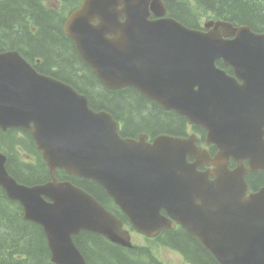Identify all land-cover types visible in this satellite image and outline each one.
Wrapping results in <instances>:
<instances>
[{
  "label": "water",
  "instance_id": "1",
  "mask_svg": "<svg viewBox=\"0 0 264 264\" xmlns=\"http://www.w3.org/2000/svg\"><path fill=\"white\" fill-rule=\"evenodd\" d=\"M165 1L176 0H83L63 31L108 88L131 86L203 126L214 156L194 135L125 138L110 111L19 51L0 52V128L28 130L51 177L19 182L0 151V186L42 227L55 264H87L74 240L81 231L133 245L124 221L59 169L100 184L142 234L179 223L220 264H264V186L247 196L245 179L264 169V32L224 19L191 28L167 15Z\"/></svg>",
  "mask_w": 264,
  "mask_h": 264
},
{
  "label": "trees",
  "instance_id": "2",
  "mask_svg": "<svg viewBox=\"0 0 264 264\" xmlns=\"http://www.w3.org/2000/svg\"><path fill=\"white\" fill-rule=\"evenodd\" d=\"M57 1L59 7L47 5L45 0H0V52L17 50L40 73L72 85L88 97L93 108L108 110L115 118L124 120L123 134L180 133L183 122H173L174 116L162 112L137 89L131 86L110 89L102 82L84 61L72 38L63 31L65 17L81 0ZM167 10L168 15L191 28H201L206 17L207 20L232 19L264 30V0H180L168 2ZM218 65L226 69L221 61ZM0 151L8 155L7 168L19 182L34 185L51 179L48 165L29 131L0 128ZM56 176L94 195L129 225L126 215L96 181L75 177L60 169ZM254 176L264 181V172ZM156 239L177 248L191 264H219L185 229L169 230ZM74 240L87 264H166L147 244L128 248L91 231H81ZM0 264H55L42 227L25 220L20 203L11 200L1 186Z\"/></svg>",
  "mask_w": 264,
  "mask_h": 264
},
{
  "label": "flooded vegetation",
  "instance_id": "3",
  "mask_svg": "<svg viewBox=\"0 0 264 264\" xmlns=\"http://www.w3.org/2000/svg\"><path fill=\"white\" fill-rule=\"evenodd\" d=\"M177 1H180V0H177ZM228 21L231 22L235 27L248 26V27H250V29L252 31H254L256 33H263L264 32V30L254 29L251 26V24H248V23H240V22H238L236 20H232V19H228ZM200 29H204V26L202 25ZM229 38L233 39L234 36L230 35ZM225 67H226V71L228 72V74L234 75V68L232 66L227 65ZM239 82H241V81L239 80ZM149 100L154 101V103L157 104L161 108L162 112H166L169 115L174 116L175 119H174L173 122H176L177 120H181L183 122L182 127H181L182 131L180 133L167 132V131H158V132H155V133H152L150 131L149 132L148 131H138L137 133H134L133 135H126V134H123V127L125 125V121L122 120V119H117L116 118L118 120V122H119V125H120V133L125 138L127 137V138H133V139L139 140L140 136L142 134H145L146 137L144 138V140L146 142H148V143H152L154 141L155 137H157L160 134H165V133H168V134H171V135H176V136H182V137H191V136L194 135L197 138L196 144L202 149H207L209 151V153L211 154V156H214L218 152V147L215 144L207 142L208 141L207 130L203 126L197 125V124H191V123H189V121L187 120V118L185 116L181 115L176 110L165 108L161 103H159V102H157L155 100H152V99H149ZM191 160H194V159L191 157ZM236 166H237V160L232 158L231 161H230L229 167H230V169H233ZM243 167L245 169L251 168L250 162L247 159L243 162ZM210 168H214V167L213 166H207L206 167V166H203V165L199 166V169L203 170V171L206 170V169L208 170ZM257 172L258 173L259 172H264V170L247 171V173L245 175V179H246V181L248 183V186H249V192H257L258 190H260L261 187L264 186V181L260 182L257 179V177L254 176V173H257ZM212 177H214V176L211 175V178ZM176 229H184V228L182 226H180V225H176L172 229H163V230H161L160 233H158L159 235L157 234V236L159 237L160 235L166 234V232L169 231V230H176Z\"/></svg>",
  "mask_w": 264,
  "mask_h": 264
},
{
  "label": "rangeland",
  "instance_id": "4",
  "mask_svg": "<svg viewBox=\"0 0 264 264\" xmlns=\"http://www.w3.org/2000/svg\"><path fill=\"white\" fill-rule=\"evenodd\" d=\"M45 3L50 6L59 7V3L54 0H45ZM208 18L204 17L202 22L204 23ZM133 242L137 244H147L152 249V253L158 257L162 262L166 264H189L183 257L181 251L177 248L172 246H168L156 238L146 239L145 237L142 238L137 232L134 230L133 232ZM191 264V263H190Z\"/></svg>",
  "mask_w": 264,
  "mask_h": 264
},
{
  "label": "bare ground",
  "instance_id": "5",
  "mask_svg": "<svg viewBox=\"0 0 264 264\" xmlns=\"http://www.w3.org/2000/svg\"><path fill=\"white\" fill-rule=\"evenodd\" d=\"M72 4V3H71ZM38 58V57H37Z\"/></svg>",
  "mask_w": 264,
  "mask_h": 264
}]
</instances>
